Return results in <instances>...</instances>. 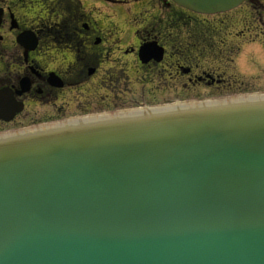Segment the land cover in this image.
Here are the masks:
<instances>
[{
    "label": "water",
    "instance_id": "water-1",
    "mask_svg": "<svg viewBox=\"0 0 264 264\" xmlns=\"http://www.w3.org/2000/svg\"><path fill=\"white\" fill-rule=\"evenodd\" d=\"M0 264H264V93L0 134Z\"/></svg>",
    "mask_w": 264,
    "mask_h": 264
},
{
    "label": "flooded vegetation",
    "instance_id": "flooded-vegetation-1",
    "mask_svg": "<svg viewBox=\"0 0 264 264\" xmlns=\"http://www.w3.org/2000/svg\"><path fill=\"white\" fill-rule=\"evenodd\" d=\"M229 19L245 27L231 30ZM261 20L264 0L215 15L171 0H0V91L21 107L0 117V132L114 109L133 85L137 95L219 96V62Z\"/></svg>",
    "mask_w": 264,
    "mask_h": 264
},
{
    "label": "rangeland",
    "instance_id": "rangeland-1",
    "mask_svg": "<svg viewBox=\"0 0 264 264\" xmlns=\"http://www.w3.org/2000/svg\"><path fill=\"white\" fill-rule=\"evenodd\" d=\"M232 21V19L228 20L229 23L234 24L231 30L237 31L245 27V25L238 23L237 20ZM259 28L256 32L257 35L251 36L252 38L249 37L246 42L239 45L238 52L234 56L235 61L234 59H229L226 61L227 64L219 62V68H222L220 72L221 78L225 79L223 82L224 86L222 88L221 86L219 87V95L232 94V92L252 93L264 91V26L260 23ZM230 36L234 37V35ZM144 87L148 89V87ZM140 88L141 86L138 87V85L131 86V89L123 95V99L115 104L113 103L114 101L111 102L113 104L111 106L118 108L134 104H154V102L174 101L178 97L182 99L189 96L187 95L188 93H183L182 91L179 94V91L176 92L174 88L164 91L163 95H154L149 89L148 91L146 90L147 95L146 93L137 95L136 93ZM198 92H200V89H198ZM97 106L101 107L104 105L96 103L92 107L95 108Z\"/></svg>",
    "mask_w": 264,
    "mask_h": 264
},
{
    "label": "bare ground",
    "instance_id": "bare-ground-1",
    "mask_svg": "<svg viewBox=\"0 0 264 264\" xmlns=\"http://www.w3.org/2000/svg\"><path fill=\"white\" fill-rule=\"evenodd\" d=\"M256 53H258V52H256Z\"/></svg>",
    "mask_w": 264,
    "mask_h": 264
}]
</instances>
